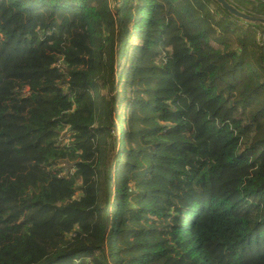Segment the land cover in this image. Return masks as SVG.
Returning a JSON list of instances; mask_svg holds the SVG:
<instances>
[{
    "label": "trees",
    "instance_id": "obj_1",
    "mask_svg": "<svg viewBox=\"0 0 264 264\" xmlns=\"http://www.w3.org/2000/svg\"><path fill=\"white\" fill-rule=\"evenodd\" d=\"M0 264H264V26L0 0Z\"/></svg>",
    "mask_w": 264,
    "mask_h": 264
},
{
    "label": "water",
    "instance_id": "obj_2",
    "mask_svg": "<svg viewBox=\"0 0 264 264\" xmlns=\"http://www.w3.org/2000/svg\"><path fill=\"white\" fill-rule=\"evenodd\" d=\"M215 1L218 2L225 10H227L229 13H231L235 17H238L251 24H261L264 26V17L250 15L238 9L235 5L228 2L227 0H215Z\"/></svg>",
    "mask_w": 264,
    "mask_h": 264
},
{
    "label": "rangeland",
    "instance_id": "obj_3",
    "mask_svg": "<svg viewBox=\"0 0 264 264\" xmlns=\"http://www.w3.org/2000/svg\"><path fill=\"white\" fill-rule=\"evenodd\" d=\"M115 135H118V133H115ZM106 185H107V183H106ZM111 196H112V195H111ZM111 199H112V198H111ZM106 206H107V205H106ZM107 210H108V207H107ZM107 210H106V211H107Z\"/></svg>",
    "mask_w": 264,
    "mask_h": 264
}]
</instances>
